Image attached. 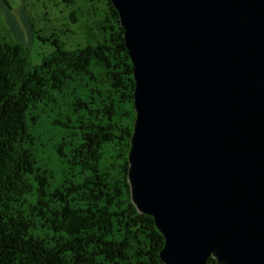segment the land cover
<instances>
[{
	"label": "water",
	"instance_id": "obj_1",
	"mask_svg": "<svg viewBox=\"0 0 264 264\" xmlns=\"http://www.w3.org/2000/svg\"><path fill=\"white\" fill-rule=\"evenodd\" d=\"M134 67L128 181L166 264H264V0H111Z\"/></svg>",
	"mask_w": 264,
	"mask_h": 264
},
{
	"label": "trees",
	"instance_id": "obj_2",
	"mask_svg": "<svg viewBox=\"0 0 264 264\" xmlns=\"http://www.w3.org/2000/svg\"><path fill=\"white\" fill-rule=\"evenodd\" d=\"M89 1L106 4L103 40L55 38L37 64L0 29V264H166L165 236L130 193L125 29L111 0Z\"/></svg>",
	"mask_w": 264,
	"mask_h": 264
},
{
	"label": "rangeland",
	"instance_id": "obj_3",
	"mask_svg": "<svg viewBox=\"0 0 264 264\" xmlns=\"http://www.w3.org/2000/svg\"><path fill=\"white\" fill-rule=\"evenodd\" d=\"M105 5L89 0H0V29L13 42L26 46L32 64H37L54 50L55 38L70 49L102 41L104 31L97 23L106 14ZM49 153L48 148L40 155L42 162Z\"/></svg>",
	"mask_w": 264,
	"mask_h": 264
}]
</instances>
